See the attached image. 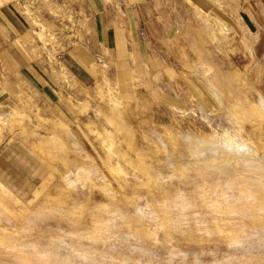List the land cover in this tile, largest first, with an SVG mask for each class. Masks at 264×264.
Wrapping results in <instances>:
<instances>
[{"label": "rangeland", "instance_id": "rangeland-1", "mask_svg": "<svg viewBox=\"0 0 264 264\" xmlns=\"http://www.w3.org/2000/svg\"><path fill=\"white\" fill-rule=\"evenodd\" d=\"M92 1L0 0V9L10 6L27 20L21 38L0 24V148L17 141L45 166L43 180L27 193L10 188L25 201L37 187L42 196L25 220L0 213L10 246L1 250L18 264L37 260V251L41 264H54L52 249L45 248L50 242L63 245L59 263L96 258L100 264H264V216L237 211L258 200L250 193L264 188L245 180L260 170L250 167L255 158L246 148L264 159V108L258 105L264 98V0H105V13L118 11L120 22L113 26L123 36V49L119 40L111 46L98 41ZM139 6L145 21L130 26L126 8ZM79 61L92 75L77 72L87 83L79 80L80 69L73 70ZM27 63L57 88L53 102L25 78ZM194 135L208 145L220 138L219 145L242 148L250 170L241 171L243 159L235 165L225 153L214 162L197 154L188 159L189 152H199L198 139L187 140ZM107 152L111 160L122 157L126 191L135 195L117 208H98L89 197L94 167L102 166ZM217 165L233 176L216 173ZM257 198L264 202L263 194ZM214 215L228 219L190 230L196 218ZM179 219L181 234L169 225ZM103 241L112 247L103 250Z\"/></svg>", "mask_w": 264, "mask_h": 264}, {"label": "bare ground", "instance_id": "bare-ground-1", "mask_svg": "<svg viewBox=\"0 0 264 264\" xmlns=\"http://www.w3.org/2000/svg\"><path fill=\"white\" fill-rule=\"evenodd\" d=\"M38 34V33H37ZM42 38V37H41ZM94 63V62H93ZM92 64V63H91ZM95 65H97V64H95L94 63V65L93 66H95ZM65 67V66H64ZM64 67H63V69H64ZM96 67V66H95ZM95 67H93V68H95ZM66 68V67H65ZM99 68V67H98ZM65 70V69H64ZM68 70V69H67ZM94 70V69H93ZM96 71H97V69H96ZM63 74V73H62ZM65 75V74H64ZM68 75H69V73H68ZM66 76H67V74H66ZM65 76V77H66ZM67 79H68V76H67ZM70 79V78H69ZM74 81L76 82L77 80L74 78ZM99 83V82H98ZM21 84H22V82H21ZM98 85V84H97ZM83 87V89L87 92V93H89V94H91V91L89 92V87H87V86H82ZM261 95V94H260ZM258 105H260L259 107H262V108H264V98H263V96H261L260 97V99H259V103H258ZM264 110V109H263ZM94 131H96L97 132V130H93V132ZM106 131V130H105ZM109 131V130H108ZM108 131H107V133H106V135L108 134ZM157 130H155V132H156ZM95 133V132H94ZM157 133V132H156ZM70 134V133H69ZM71 135V134H70ZM98 136L99 135H101V133H99V131H98V134H97ZM102 135H103V133H102ZM104 135H105V133H104ZM213 135V134H212ZM189 135H187V137H188ZM190 136H192V135H190ZM189 136V137H190ZM204 136L206 137V135L204 134ZM204 136H198L197 137V135H196V137H195V135H194V137L192 138H187L186 136L184 137V138H187V140L188 139H191V141L194 139H198L197 141H199V142H197L195 145H194V143H193V145H194V148H195V150H197V151H199V152H192L191 154V157L189 156V154H190V152L189 151H187V153L189 152V154H188V159L189 158H192L193 157V155L195 154H197V157L201 160V158L204 156V157H207L208 158V160L210 161V162H214L215 160H216V158L218 157V154L219 153H225V154H223V155H225V156H228V158L229 159H236L235 160V165L236 164H238V157L239 158H242L243 159V162L242 163H244L243 165H240V166H238L239 168H240V170L242 169V170H250V167H254V168H257V167H255L256 165L257 166H259V168H260V170H262V172L260 171V170H258V168H257V173H258V175L255 177V175H254V172H253V175L254 176H248L247 175V172H245L246 174H244V175H247L246 177H245V180L246 181H255V182H257V183H261V185L264 187V159L261 157V155H259L258 153H252V151L251 150H249V148H246V151L248 152V153H250L249 154V156L250 157H253V158H255L254 159V161L252 162V164L254 165V166H251L250 165V167L248 168L247 166H246V164H248L249 162H250V160L248 161V160H245V156H246V154L244 153V151H242L241 149H239L238 147L237 148H235V147H233V146H228V145H225V144H221V145H219V140H220V138L216 141L215 140V138L213 139V138H211V140H215L214 142H209L210 143V145H208V144H206L204 141H206L205 139L203 140V138H204ZM211 136V135H210ZM214 137L216 136V134L215 135H213ZM213 136H211V137H213ZM218 136V135H217ZM216 136V137H217ZM70 137H72V136H70ZM106 137H108V135L106 136ZM201 137V138H200ZM203 137V138H202ZM219 137V136H218ZM75 138V137H74ZM207 138H210L209 136H208V134H207ZM72 139H73V137H72ZM71 139V140H72ZM107 141V140H106ZM210 141V140H209ZM189 142H190V140H189ZM239 143V142H238ZM109 144V143H108ZM111 144V143H110ZM110 144L108 145L109 147H108V149H112V146H110ZM74 145H75V143H74ZM79 145V144H78ZM103 145V144H102ZM215 145L218 147V150L215 148ZM76 148H78L77 150H82L81 148H79L78 146H75ZM106 147V146H105ZM111 147V148H110ZM156 147H158V145H156L155 146V148ZM243 147V146H242ZM192 148V147H191ZM159 149V147L157 148V150H156V152L157 151H159L158 150ZM206 149V150H205ZM75 150V149H74ZM107 150V149H106ZM203 150H205V151H203ZM108 152L110 151V150H107ZM201 151H203V152H201ZM206 151H208V153L206 152ZM107 152V154H108V156L106 157V158H103V159H101V161H102V166H100V165H98L99 163H97L96 165V167H94V170L92 169V168H90L89 167V162H87V165H88V167L89 168H87V170L89 169V171L92 169L93 171H94V174H95V178H92V180H91V182L89 183V186H90V184H92L91 186H95V187H97L98 189V191H99V193H100V191H101V196L99 197V196H97L96 194L94 195V191H95V187L93 188H91V193H90V198H93L94 197V199H95V202H96V206L99 208V207H102L103 205H100V204H104V203H106L107 205H109L108 203H111V204H114V205H116V208L118 207V204L120 203V202H122V201H127L128 200V198L131 196V195H134L133 193L130 195H128V193H127V191H126V188H125V184H127L126 182H129V178L127 177V176H124V177H122L121 176V173L124 171V169H122V167H121V160H122V157H121V160H120V156L118 157V159H115V160H111L112 158H109V153ZM111 152V151H110ZM113 152H115L114 150H113ZM78 153V152H77ZM77 153H76V156H77V158H78V155H77ZM80 153H84V152H80ZM183 153V152H182ZM186 153V154H187ZM111 154V153H110ZM82 155V154H81ZM184 155H185V152H184ZM80 156V155H79ZM82 156H86V157H88V161H90V159H94V160H97L98 161V157H95V156H92V155H90L89 153H87L86 151H85V153L82 155ZM116 156V155H115ZM111 157V156H110ZM186 158H187V156H185ZM41 158V157H40ZM90 158V159H89ZM81 159V158H80ZM87 160V159H85V158H82L81 159V161L82 160ZM100 159V158H99ZM86 162V161H85ZM255 162V163H254ZM82 163V162H81ZM84 163V162H83ZM92 163V162H91ZM86 164V163H85ZM84 164V165H85ZM83 165V164H82ZM83 165V166H84ZM93 165V164H92ZM215 168V170H216V173H218V174H220V173H225V174H227V175H229V177H232L233 176V174L231 175V173H232V171L231 170H228L227 168H225V167H223V166H219V165H217V166H215L214 167ZM241 170V171H242ZM260 171V172H259ZM252 172V171H251ZM92 173V172H91ZM122 174H124V172L122 173ZM125 174H127V173H125ZM248 174H250V173H248ZM231 175V176H230ZM67 177V176H66ZM112 177V178H111ZM113 179H116L117 181H118V183H119V186L117 187V186H115L114 185V183H113ZM119 179L121 180V182L119 181ZM66 180V179H65ZM71 183V182H70ZM69 183V184H70ZM249 184H251V183H249ZM217 185V183H215V187H217L216 186ZM238 185V184H237ZM240 185V184H239ZM247 184H245V186H246ZM219 186V185H218ZM236 186V185H235ZM252 186H253V184H252ZM88 187V186H87ZM239 187V186H238ZM250 187V186H249ZM42 188V187H41ZM89 188V187H88ZM241 188H244V187H241ZM256 188V187H255ZM258 188H260V187H258ZM93 189H94V191H93ZM206 189H207V186L206 187H202V190L203 191H206ZM249 189V188H248ZM96 190V191H97ZM195 190H196V188H195ZM238 190H240V189H238ZM237 190V191H238ZM247 190V189H246ZM35 191V196L33 197V198H29L28 199V201H25V200H23L19 195H17L15 192H13V190H10V188L9 187H7L1 180H0V213H2L3 215H5V216H7L8 218L9 217H11V218H15V219H18V218H21V217H23V219L24 218H26V217H29V215L30 214H32L33 212H34V210L39 206V202H38V200H40L39 199V197L40 196H42V190H40L38 187L34 190ZM89 191V192H90ZM179 191V190H178ZM202 191V192H203ZM257 191H258V189H257ZM182 192V191H181ZM239 192V191H238ZM81 193V192H80ZM135 193V192H134ZM233 193V192H232ZM231 193V194H232ZM89 194V193H88ZM250 194H252V195H255V197H254V199H258V200H260L259 198H257L258 197V195H260V194H263V199H264V188L262 189V190H260L259 189V191L256 193V190H255V192L254 193H250ZM237 195V194H236ZM135 196V195H134ZM156 196V195H155ZM155 196H154V198H155ZM232 196V195H231ZM41 198V197H40ZM89 198V199H90ZM134 198H136V197H134ZM153 198V197H152ZM153 198V199H154ZM200 198V197H199ZM87 199V198H86ZM130 199H131V197H130ZM129 199V200H130ZM88 200V199H87ZM128 200V201H129ZM133 200V199H132ZM132 200L130 201V202H132ZM136 200H137V198H136ZM258 200H255V202H253L251 205L250 204H248V207L247 208H243L242 209V211H239V210H237L239 213L241 212L242 214H244L245 216H247V217H252L253 216V218H257V217H261V216H264V202L262 201V202H259ZM127 201V202H128ZM146 201V200H145ZM149 201V199L147 200V202ZM91 202V201H90ZM94 202V203H95ZM133 202H135V201H133ZM92 203H93V201H92ZM129 203V202H128ZM136 203V202H135ZM150 203V201L148 202V204ZM262 203V204H261ZM123 204H125L124 202H123ZM137 204V203H136ZM147 204V203H146ZM176 204V203H175ZM259 206H258V205ZM260 204H261V206H260ZM98 205H100V206H98ZM126 206H127V204H125ZM125 205H122V206H125ZM138 205V204H137ZM221 205V204H220ZM224 205V204H223ZM174 206H176V205H174ZM119 207H121V206H119ZM136 207V206H135ZM238 207V206H237ZM236 207V208H237ZM136 208H138V206L136 207ZM141 208V207H140ZM235 208V209H236ZM143 209V208H142ZM233 209V208H232ZM235 209H234V211H235ZM259 210V212L260 211H262L261 213H259V214H256V215H253V211L255 212V210ZM107 210V209H106ZM116 210H118V209H115V211ZM120 211V210H119ZM138 211H139V209H138ZM222 212V211H221ZM117 213V212H116ZM220 213V212H219ZM135 214H137V213H135ZM91 215L93 216V213H91ZM189 215H191V214H189ZM128 216H129V214H128ZM133 216V215H132ZM2 217V215L0 216V218ZM125 217V216H124ZM123 217V218H124ZM6 219V218H5ZM27 219V218H26ZM88 219V218H87ZM132 219V218H131ZM181 219H183V218H181ZM185 219V218H184ZM187 219V218H186ZM195 219V218H194ZM228 218L227 217H223V216H221V215H214L213 217H211V218H209V217H207V218H196L195 220V223L197 224L196 226H193V224H194V222L192 223V228L190 229L191 231H193V229H195V230H199V229H204L205 230V228H206V224H207V222H211V223H218V222H221V221H225V220H227ZM14 219H12V221H13ZM25 220V219H24ZM90 220H91V222L90 223H92L93 222V220L94 219H92V218H90ZM89 220V221H90ZM126 220V219H125ZM128 220V219H127ZM177 220V219H176ZM180 220V219H179ZM192 220V219H191ZM11 221V222H12ZM20 221H22L21 219H20ZM129 221V220H128ZM127 221V222H128ZM134 221V220H133ZM141 221V220H140ZM171 221V220H170ZM263 221L261 220V223H262ZM89 223V222H88ZM98 223H99V221H98ZM175 222H170V227H175L176 226V228H177V231L180 233V232H184V230H185V228H184V223H183V221H179V223L178 222H176L175 224H174ZM264 223V222H263ZM263 223L261 224L262 226H263V228L262 229H258L259 231H260V233L262 232L263 234H264V225H263ZM4 224V223H3ZM95 224V223H94ZM203 224H204V226L205 227H203ZM210 224V223H209ZM136 225V224H135ZM139 225V224H138ZM168 225V226H169ZM15 226V225H14ZM20 226V225H19ZM145 226V225H144ZM211 226H213V225H211ZM253 226V225H252ZM86 227V226H85ZM115 227V226H114ZM135 227V226H134ZM190 227V226H189ZM258 227V226H257ZM8 227H5V225H0V263H2V264H4L5 262H7V263H9V264H18V262H16V261H14L13 259L15 258V257H10L9 255V252L10 251H8V249L6 250V251H8V254H7V252L5 253V251H3V250H1V248H7V247H10V246H7L8 244V240H9V238H8V236H7V233H9V230L7 229ZM89 228H90V226H89ZM92 228V227H91ZM90 228V229H91ZM122 228V227H121ZM142 228V227H141ZM141 228H139V229H141ZM214 228H215V226H214ZM253 228V227H252ZM93 229V228H92ZM128 229V228H127ZM189 229V228H188ZM188 229H186L187 231H188ZM219 229V228H218ZM122 230V229H121ZM189 232V231H188ZM254 232H255V230H254ZM175 233V232H174ZM191 233V232H190ZM194 233V232H193ZM252 233V232H251ZM181 234V233H180ZM199 234V233H198ZM250 234V233H249ZM216 235V234H215ZM242 235V234H241ZM244 235V234H243ZM252 235V234H251ZM211 236V235H210ZM238 236V234L236 235V237ZM134 237V236H133ZM252 237V236H251ZM254 237V236H253ZM129 238V237H128ZM131 238V237H130ZM242 238V237H241ZM135 239V238H134ZM244 239V238H243ZM251 239V238H250ZM256 239V238H255ZM86 240V239H85ZM94 240V239H93ZM96 240V239H95ZM210 240V239H209ZM262 240V239H261ZM260 240V241H261ZM144 241V240H143ZM246 241V240H245ZM244 241V242H245ZM257 241H259V239L257 240ZM120 242V241H119ZM118 242V243H119ZM215 242H217V241H215ZM247 242V241H246ZM250 242V241H249ZM252 242V241H251ZM56 243V242H55ZM73 243V242H72ZM150 243V242H149ZM200 243V242H199ZM42 244V243H41ZM112 244L113 243H111V245L110 244H108L107 242H105V241H103L102 242V244H101V246H102V248H103V250H107L108 249V247H112ZM205 244H207V243H205ZM241 244V243H240ZM257 244V243H256ZM78 245L79 246H82V247H88V245H87V243H85V242H82V241H80V242H78ZM77 245V246H78ZM94 245H95V243H94ZM202 245V244H201ZM260 245V244H259ZM35 246V245H34ZM76 246V247H77ZM240 246V245H239ZM12 247V246H11ZM202 247V246H201ZM208 247V246H207ZM218 247V246H217ZM232 247V246H231ZM250 247V246H249ZM37 248H38V245H37ZM45 248H48V249H52V253H53V255H54V258L56 259V260H53V262H54V264H75L73 261L71 262L70 261V259H67V260H63V262L62 263H59L58 262V259L61 257L60 256V254L62 253L61 252V250H62V248H63V245H56V244H51V242L50 243H46L45 244ZM139 248V247H138ZM191 248H193V247H191ZM190 248V249H191ZM200 248V247H199ZM242 248V247H241ZM252 248V247H251ZM65 249V248H64ZM71 249V248H70ZM167 249V248H166ZM173 249V248H172ZM252 249H254V248H252ZM18 250V249H17ZM73 250V249H72ZM143 250V249H142ZM192 250V249H191ZM30 251V250H29ZM64 251H66V249L64 250ZM71 251V250H70ZM205 251V250H204ZM68 252V251H67ZM173 252V251H172ZM202 252V251H201ZM210 252V251H209ZM70 253H72L74 256L76 255L77 256V254H76V252H74V251H71ZM35 255L34 256H36V257H38V259L37 260H32V262L30 261V262H28V260L26 261V263H23L22 262V264H41V258L38 256L39 255V251H37L36 253H34ZM43 254V253H42ZM46 254H47V251H46ZM67 254V256L66 255H64V256H66L67 258L69 257L68 256V253H66ZM203 254V253H202ZM51 255V254H50ZM204 255V254H203ZM11 256H14V255H12L11 254ZM60 256V257H59ZM70 256H71V254H70ZM176 256V255H175ZM260 256V255H259ZM78 257V256H77ZM199 257V256H198ZM62 258V257H61ZM74 258V257H73ZM87 258V257H86ZM263 261H264V259H262ZM56 262V263H55ZM222 262V261H221ZM224 262H225V260H224ZM256 262H257V260H256ZM47 263H51V260L50 261H47ZM237 263V262H236ZM239 263V262H238ZM79 264H100L99 262H98V260L95 258V259H93V258H88L86 261H84V262H80ZM169 264V263H168ZM240 264V263H239ZM244 264V263H243Z\"/></svg>", "mask_w": 264, "mask_h": 264}, {"label": "crops", "instance_id": "crops-1", "mask_svg": "<svg viewBox=\"0 0 264 264\" xmlns=\"http://www.w3.org/2000/svg\"><path fill=\"white\" fill-rule=\"evenodd\" d=\"M105 3V0L92 1V6L96 14L94 27L96 29L97 39L100 43L109 46L114 45L119 40L120 46L124 43L123 36L119 37L118 32H116L115 27L113 26V23L120 22L117 16L118 11L115 9L116 12H114V15H110L111 13L109 14L108 12L105 13ZM126 11L125 17L126 14L127 17L124 19V22H131V24L129 23L130 26L135 27V25L138 26V24H140V21H145L140 6L138 8L135 7L132 11H129V9L126 8ZM0 24L6 29H10L13 35L19 34L18 36H20V38L26 34V18L10 6L4 5V7L0 9ZM120 48L123 49V46L121 45ZM32 63H27L25 69H23L25 72V78L33 82L38 90H40L48 100L53 102L58 95L57 88L55 89L52 85L44 81L45 76L41 75L40 72H37L34 65L30 66ZM83 65L82 62H80L79 65L78 63H74L72 67L74 71L76 68L80 69L76 71V73L85 72L84 76H87L88 74L91 75ZM77 75L81 82H88L86 79L82 78L80 74L77 73ZM21 82L22 81L20 80V83ZM0 153V180L9 188H13L15 191L19 192V194L27 193L28 190L33 189L39 182H41V180H43L45 166L41 165L37 159L33 158L29 152H27V149L23 147L22 143L10 141L0 148Z\"/></svg>", "mask_w": 264, "mask_h": 264}]
</instances>
